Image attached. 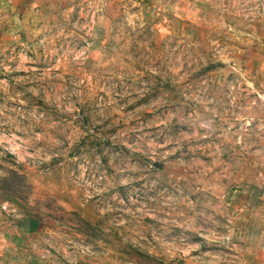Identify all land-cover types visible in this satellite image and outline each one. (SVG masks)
Returning a JSON list of instances; mask_svg holds the SVG:
<instances>
[{"label":"rangeland","instance_id":"obj_1","mask_svg":"<svg viewBox=\"0 0 264 264\" xmlns=\"http://www.w3.org/2000/svg\"><path fill=\"white\" fill-rule=\"evenodd\" d=\"M0 264H264V0H0Z\"/></svg>","mask_w":264,"mask_h":264}]
</instances>
